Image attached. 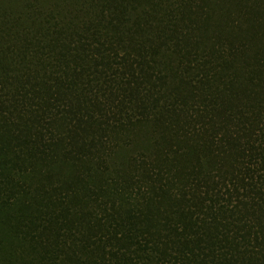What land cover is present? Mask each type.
I'll return each mask as SVG.
<instances>
[{
    "label": "trees",
    "instance_id": "obj_1",
    "mask_svg": "<svg viewBox=\"0 0 264 264\" xmlns=\"http://www.w3.org/2000/svg\"><path fill=\"white\" fill-rule=\"evenodd\" d=\"M0 264H264V0H0Z\"/></svg>",
    "mask_w": 264,
    "mask_h": 264
}]
</instances>
